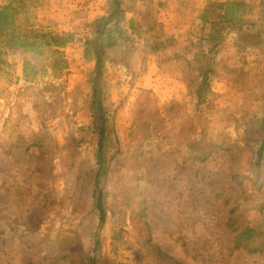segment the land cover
<instances>
[{
    "label": "rangeland",
    "instance_id": "rangeland-1",
    "mask_svg": "<svg viewBox=\"0 0 264 264\" xmlns=\"http://www.w3.org/2000/svg\"><path fill=\"white\" fill-rule=\"evenodd\" d=\"M134 1L121 6L126 12L121 33L115 35L118 43L107 47L105 91L119 143L109 147L114 154L107 184L109 217L100 251L117 264H171L144 245L143 236L151 233L185 264H264V241L258 251L237 249L227 224L234 209L248 208L247 223L264 228V169L258 181L253 179V161L264 138L262 0H211L209 31L196 34L195 23L185 18L179 28L190 24L189 33H194L183 43L165 31L168 23L177 26L175 19L180 23L167 1L153 0L150 9ZM113 6V0H43L29 10L37 28L75 34L61 49L67 61L61 69L52 68L56 54L51 51L38 57L4 46L0 264H24L30 257L33 264H85L93 252L99 219L90 190L99 132L87 108L95 61L86 57L85 48ZM225 8L230 26L210 53L211 86L200 112L193 94L201 60L195 55L209 50L213 22L223 20ZM193 9L188 1L187 11ZM27 58L45 63L31 79L24 74ZM150 59L158 62L172 91H165L164 84L149 87L152 80L144 75ZM142 99L148 110L158 112L149 138L135 117ZM198 151L208 158L195 159ZM232 171L243 182L237 192L231 190ZM143 199L146 221L133 220L131 211ZM62 234L80 240L75 254H62Z\"/></svg>",
    "mask_w": 264,
    "mask_h": 264
},
{
    "label": "trees",
    "instance_id": "trees-1",
    "mask_svg": "<svg viewBox=\"0 0 264 264\" xmlns=\"http://www.w3.org/2000/svg\"><path fill=\"white\" fill-rule=\"evenodd\" d=\"M125 0H113L114 6L108 15L100 18L102 29L98 30V36L88 38L86 40L85 55L88 59L94 60V66L89 72L88 83L90 86V93L88 97L87 108L90 112L92 126L98 130V142L96 161L97 168L92 174V187L90 195L92 196V208L95 211L99 223L94 233L95 247L93 252L90 253L85 264H117L116 260L109 255H103L100 251L101 245V231L108 222L109 209H108V196L109 190L107 188L108 180L114 154L111 155L109 147L114 144L118 145L119 139L115 131V125L109 114V106L107 104L106 87L109 84L105 76V63L107 57V47H112L118 43L115 36L122 30V21L125 19ZM43 0H8L3 4L0 1V60H2L4 46L6 48L22 49L25 52H32L38 57L44 55L47 51L56 54L52 68L54 70L66 67V59L61 50L75 39V34L69 31H57L51 28H37L30 19L29 10L32 7L38 6ZM262 8L264 9V0L261 1ZM220 8L216 9V13H220ZM229 10V9H228ZM208 9L205 10L206 16ZM264 11V10H263ZM221 15L223 20H216L213 22L214 28L209 36L210 48L208 51L201 50V54H196L195 57L200 59L201 62L198 66L200 73V82L195 88V106L201 112L204 110V102L207 97V91L211 86V52L219 46L224 39V31L230 26L229 18ZM225 19V20H224ZM111 25L109 28L108 26ZM198 61V60H197ZM199 62V61H198ZM39 65L45 66L44 61L38 62L27 58L24 62V74L27 79L34 78L40 71ZM147 104L143 99L137 101L136 107V120L140 122L143 131V137L149 138L152 136V120L157 118L158 112H153L147 109ZM154 121V120H153ZM264 124V118H263ZM75 138V137H74ZM81 141V140H80ZM192 141L191 144L194 142ZM192 146V145H191ZM195 146L192 150L195 151ZM196 154V155H195ZM205 154V153H204ZM202 154L200 151L195 152L193 157L195 159L204 160L208 158L209 154ZM254 171L253 179L258 181L264 169V138L257 150V157L253 161ZM232 181L230 182L233 189L242 187L243 182L240 178L238 180V173L232 171ZM238 175V176H237ZM237 185L236 187L234 185ZM230 193L226 196L225 200L230 202ZM264 207V203L262 204ZM147 201L143 199L139 202L138 206L131 211L133 220L146 221L147 216ZM248 208L234 209L227 221L228 226L232 229L234 234V247L237 249H245L248 251H258L262 249L264 241V228L247 223ZM143 236V234H141ZM143 242L146 248L155 252L163 258L171 260V264H185L182 259L175 257L154 240L151 233L143 236ZM80 240L67 234H62L60 238L59 248L62 254L72 255L78 250ZM29 257V256H28ZM24 258V264H33L32 257Z\"/></svg>",
    "mask_w": 264,
    "mask_h": 264
},
{
    "label": "crops",
    "instance_id": "crops-1",
    "mask_svg": "<svg viewBox=\"0 0 264 264\" xmlns=\"http://www.w3.org/2000/svg\"><path fill=\"white\" fill-rule=\"evenodd\" d=\"M156 1V0H154ZM163 1H167V2H163L166 3L168 5H170V7L173 9H175L178 12V17L180 18V23L177 24L176 19L174 20L176 23V27L175 24L172 22L168 23L166 25L165 31H168L170 33L174 32L175 36L178 37L180 42H184L186 41V38L188 37V34H192L189 33V31H191L190 29V24L183 26L182 28H179L181 24L185 23V18H191V23H195V25L193 26L192 29L195 30V28L197 29L195 31L196 34H198L199 30H201L202 32L205 30L206 32L209 31V22H207V16L205 15V9L209 6V3L211 2V0H163ZM188 1H190V6L192 5V7L194 8L192 13L191 11H187V7H188ZM151 2H153V0H137L134 1V3H145L146 6L143 7L144 9H150L151 6L150 5H155V4H151ZM228 3V2H227ZM226 5V4H224ZM143 6V4H142ZM167 7V5L165 6ZM227 9V8H225ZM227 14L229 16V12L230 10H226ZM165 14V13H164ZM190 14V15H188ZM173 15V14H172ZM132 16H130L128 18V20H132ZM161 19H165V17L161 18ZM131 22V21H130ZM171 27V29H170ZM200 31V32H201ZM162 76H165L164 74L161 73V69L158 65L157 61H153V59H150V65L148 67V70L145 72L144 75V79H150L152 80V82H149V87H154V86H158L160 85L161 87H163L164 82L167 80L166 78H162ZM164 86L166 87L165 91H172L170 89H168V85L164 84Z\"/></svg>",
    "mask_w": 264,
    "mask_h": 264
}]
</instances>
